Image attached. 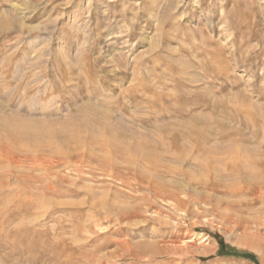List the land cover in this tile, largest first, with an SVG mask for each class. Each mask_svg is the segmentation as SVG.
<instances>
[{
  "label": "rangeland",
  "instance_id": "374dc122",
  "mask_svg": "<svg viewBox=\"0 0 264 264\" xmlns=\"http://www.w3.org/2000/svg\"><path fill=\"white\" fill-rule=\"evenodd\" d=\"M0 152V264H264V0H0Z\"/></svg>",
  "mask_w": 264,
  "mask_h": 264
},
{
  "label": "trees",
  "instance_id": "16d2710c",
  "mask_svg": "<svg viewBox=\"0 0 264 264\" xmlns=\"http://www.w3.org/2000/svg\"><path fill=\"white\" fill-rule=\"evenodd\" d=\"M219 243H220V252H223L222 250L224 249V244H223V242L220 240L219 241ZM226 255L228 254V253H225ZM232 255H236L237 256V253H235V252H232ZM241 256H243L244 258H247V259H253V257H252V255H249V254H242Z\"/></svg>",
  "mask_w": 264,
  "mask_h": 264
},
{
  "label": "bare ground",
  "instance_id": "6f19581e",
  "mask_svg": "<svg viewBox=\"0 0 264 264\" xmlns=\"http://www.w3.org/2000/svg\"><path fill=\"white\" fill-rule=\"evenodd\" d=\"M4 29V28H3ZM7 141V140H6ZM2 148V147H1ZM7 149V148H6ZM5 150V149H4ZM6 151V150H5ZM1 153V152H0ZM7 153V152H6ZM5 153V154H6ZM11 153V152H10ZM9 155V154H8ZM8 155H7V157H8ZM12 156V155H11ZM16 156V155H15ZM3 158V157H2ZM17 158H20V157H17ZM4 159V158H3ZM5 159H6V157H5ZM23 159H26V158H24L23 157ZM8 160H9V158H8ZM11 160H12V158H11ZM15 161V160H14ZM14 161H13V164H14ZM21 161V160H20ZM10 163V162H9ZM21 163H22V161H21ZM18 164V163H17ZM15 165V164H14ZM18 166V165H17ZM141 183V182H140ZM144 184V183H143ZM4 186V185H3ZM147 186V185H146ZM153 189V188H152ZM154 190V189H153ZM158 192V191H157ZM161 192V191H160ZM176 193H177V191H176ZM160 194V193H159ZM157 195V194H156ZM173 196L175 197V198H177V195H175V194H173ZM163 248V247H162Z\"/></svg>",
  "mask_w": 264,
  "mask_h": 264
}]
</instances>
